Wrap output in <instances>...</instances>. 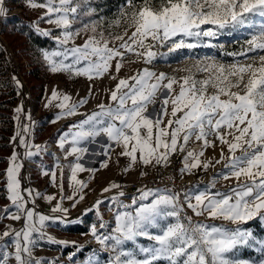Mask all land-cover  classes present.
Instances as JSON below:
<instances>
[{"label":"snow or ice","instance_id":"6c2138e0","mask_svg":"<svg viewBox=\"0 0 264 264\" xmlns=\"http://www.w3.org/2000/svg\"><path fill=\"white\" fill-rule=\"evenodd\" d=\"M26 2L30 8L46 9L41 20L59 30L54 35L38 23L31 25L37 36L56 41L55 49L41 50L49 70L70 77L83 76L89 80L102 77L109 73L113 61L118 73L127 54H135L144 63L151 64L154 60L169 58L154 49L167 47L171 53L179 49L211 48L213 41L225 35L238 39L247 33L250 38H245L248 47L244 52L229 53L233 57L243 56V60L225 63L215 58L197 59L179 78L165 73L157 75L144 68L128 79H120L110 92L109 104L97 105V110L83 114V120L59 131L55 141L64 159L73 156L74 160L62 165L53 156L55 162L51 168L42 161L37 163L42 175H50L53 186L57 180L55 169H61V202L52 209L62 213L61 217L38 214L27 207L35 203L40 193L32 189H24L22 193L19 173L23 164L17 162L14 151L6 170L7 199L11 207L0 210L4 214L0 218L23 219L24 225L20 230H6L0 236V240L11 238L10 242L4 240L0 244V264H7L9 260L16 264H48L32 254L41 240L67 246L66 241L46 237L44 229L47 222L64 223L63 217L68 212L62 207L64 199H72L73 207L84 199L83 189L87 184L78 180L77 175L85 171L94 174L98 170L81 163L85 155L104 156L106 159L99 161V166L107 167V158L114 146H118L123 149L119 155L129 158L125 172L137 162L166 167L170 156L178 150L183 152L193 137L202 142L201 151L185 154L180 174H190L197 168L208 170L211 162L200 158L205 149L215 147L210 137L221 145L220 158L215 163L224 162V168L207 185L195 184L179 191L145 186L130 197V204L120 199L125 195L123 191L110 197L106 204L96 201L87 211L95 212L98 223L90 225L88 234L100 248L89 250L90 254L80 264H264V236L256 235L247 226L255 220L264 228V0H125L127 11H122L116 24L123 20L128 27L123 34L110 39L103 32L97 35L94 23L85 24L82 29L72 27L80 16L92 11L83 0ZM3 15V0H0V16ZM89 29L93 35L83 45H75L81 30ZM112 41H120L119 47H109ZM69 44L72 46L68 47ZM249 60L252 62L248 63ZM196 73L206 74L205 78L197 79ZM16 83L19 85L18 80ZM158 93H161L159 107L148 112L149 105L157 104ZM56 100H60L57 105L60 112L52 123L80 114L79 109L88 102L81 99L70 103L68 95L61 96L53 90L49 103ZM21 111L22 107L16 109L17 114ZM165 117H168L166 121ZM22 131L28 133L30 127L26 125ZM98 137L106 138L105 142L99 144V151H90L89 145L97 143ZM19 146L25 148L26 158L47 152L46 146L33 145L24 137L19 139ZM65 167L70 170L72 196L63 195ZM230 178L237 181L235 186L226 192L213 191L219 179ZM120 187L113 183L103 191ZM44 198L48 202L55 199ZM101 204L113 212L114 222L103 219L99 213ZM201 216L223 220L234 227L194 220ZM9 247H14L13 253L7 251ZM74 247L77 252L84 251L80 246ZM245 251L257 255L245 257ZM69 259L77 264L71 256Z\"/></svg>","mask_w":264,"mask_h":264},{"label":"rangeland","instance_id":"374dc122","mask_svg":"<svg viewBox=\"0 0 264 264\" xmlns=\"http://www.w3.org/2000/svg\"><path fill=\"white\" fill-rule=\"evenodd\" d=\"M87 1L88 0L83 1L85 6H88ZM3 8L5 11V15L0 16V48L2 49L4 56L10 63L9 65L10 69L14 73L13 75L18 78L19 84L24 87V91H22V93L17 92V100L14 103L13 107L15 130L11 138L12 152L7 158V166L9 167L10 158L15 151L18 156L17 162L22 163L24 169L22 178L19 176L22 193L24 189H32L34 193H40V196L36 198L35 203H29L27 204V207L34 209V211L38 214L46 215L49 217H61L63 215L62 213L52 211L56 204L61 202V192L59 189V185L61 182V169H55L57 180L56 186H53L51 183L50 175H42L41 167L37 162L42 161L43 165L51 168L55 162L53 159L54 155L50 152H46L44 154H41L40 156L26 158L24 155L25 148L19 146V139L21 137H24L29 143L33 145L46 146L47 149L49 148V146H51L52 153L55 152L58 154L60 163L62 164L64 157L61 156V153L63 152H60L58 144L55 141V137L57 136L58 132L64 130L65 127L68 126H65L66 122L71 121L70 125L74 124L84 117L83 114H90L94 110H97V105L101 103L105 105L109 104L110 92L111 90L115 89L120 79H128L144 68H148L149 70L157 73V75L160 73H165L169 76H176L177 78H179L186 74L184 70L191 68L196 63L197 59L206 60L207 58H215L217 61L225 63L232 62L234 59L243 60V56L233 57L232 55H229V53L233 52H229L225 47L229 43L241 41V43L244 44L246 50L248 45L245 38H250L248 37L247 33H245L244 36H240L238 39L234 38L231 35H225L220 36L217 40L213 41L214 46L211 48L198 47L192 50L179 49L171 53H169L167 47L154 49L162 54L167 55L169 58L160 61L154 60L151 64L144 63L143 59L138 58L135 54H127L123 60V66L118 73L115 71L116 61H113V66L110 69L109 73L92 80H89L83 76L70 77L66 73H52L49 70L52 75L51 80L44 87L42 99L38 100L35 97L34 92L29 89L30 85L27 83V77L24 76V73L28 75L31 70L28 60L25 58V56L20 54L17 49V44H20L22 39L18 37V34L14 30L10 35H6L4 32L5 22L9 19H13V17L17 18L23 16V12L13 3V0H3ZM23 10L25 12L26 19L30 22L31 25L38 23L40 28L51 30L54 35L58 34L59 30L56 29L54 25H50L41 20V17L45 16L46 9L30 8L27 5V2H25ZM122 11H127V9L122 8L119 11L118 15L110 20H104L103 18H100L99 21L94 19H85L80 26H75L73 24L72 27L74 29H82L83 25L88 24L89 26H91L94 23L97 29L96 34L98 35L100 32H103L104 37L106 39H110L111 37H114L116 35L123 34L124 30L128 27L127 23L123 20L119 25L116 24V21L121 18ZM130 34L131 32L129 31V35ZM92 35L93 33L90 29L87 31L81 30L80 35L75 38V45H83L88 37ZM49 39L54 42V47L49 50L51 51L56 48V41L53 38ZM125 39H127V37H125ZM119 45L120 41H112L108 46L119 47ZM71 46V44L68 45V47ZM248 55L252 56L255 55V53H248ZM247 62L251 63L252 61L249 60ZM193 71H195V69H193ZM205 75L206 74L196 73V78L203 79L205 78ZM113 77H115V79H113ZM53 90L57 91L61 96L65 94L68 95L70 97V103H77L81 99H87L88 102L79 109L80 114H77L70 118L60 119L56 123H52L51 121L60 112V109L57 107V105L60 103V100L52 101L51 104L49 103ZM175 91H179L178 85L175 86ZM211 91L212 90L209 89V92ZM160 95L161 93H158L156 105L148 106V112H151L153 107H159ZM18 107H22V111L19 114H17L16 112V109ZM170 111L171 105H169V112ZM29 116L31 119H29ZM167 119L168 117H165V121ZM26 125L30 127V131L28 133L22 131V129ZM17 132L20 133L19 136H17ZM13 137L16 138L15 141H13ZM210 139L214 140L215 147H209L205 149L204 155L200 159L201 161L211 162V166L207 171H204L202 168H197L192 170L190 174L185 173V175H191L195 179L193 185H207L211 181L212 177L224 168V162H221L220 164L215 163L216 160L220 158L221 145L219 144L218 140H215L214 137H210ZM101 141L102 137H98L97 143L90 144V151L92 150V147H97V151H99V144ZM201 146L202 142L197 141L195 137H193L188 142L184 151L181 152L178 150L175 154L170 156L169 161L174 158H179L183 163L184 156L188 151L199 153L201 151ZM33 151H35V149H33ZM119 153L120 152L118 151L117 153L111 155L112 163L107 164V167H100L99 163L94 159H88L86 157L83 158V164L85 167H93L99 169L101 172L99 171L98 174L93 175V177L91 178L89 177V175H80V178L77 179L87 184V187L83 189L84 199L75 204V207H73L74 201L72 199H64L62 201V207L68 209L67 215L63 217L64 223L47 222V227L44 229L46 237H51L57 241H66L68 242V244L67 246H65L64 244L48 243L46 239L41 240L38 246L33 249L32 254L35 259L47 261L48 264H53V262H56V264H72V260L69 259L70 256L78 261L83 253H86L87 251L94 248V245H96L97 243L88 233L90 225L94 222L98 223V221L95 212L87 210L93 208L96 201L102 200L106 204L110 197L116 196L118 194L117 188L111 189L108 192H104L103 189H105L106 187H110V185L114 183L113 181L109 180L108 172H110L113 168L114 162H116L117 165L120 166L119 160L121 157ZM224 154L225 157H227L228 153L226 146H224ZM236 155H240V152H237ZM29 165H33L31 171V167L29 169ZM7 166L3 175V178L5 179ZM160 167L161 166H158L157 169ZM25 171H27V173ZM68 173H70V170L65 167L63 169L64 196L73 195V188L69 186L70 176H68ZM236 183L237 181L231 178L228 180L219 179L216 182L213 191L219 190L226 192L230 187L235 186ZM4 189L6 193V202H0V210L11 207V203L7 199L8 193L6 191V184L4 185ZM107 193H110L109 196L106 195ZM45 196H53L55 197V199H53L51 202H48L44 198ZM25 198L27 199L26 194ZM120 199L123 200L124 203H131L130 196L121 197ZM105 204L100 205L99 213L102 215L105 221L114 222L113 212L109 211L108 207H106ZM186 210L188 211L189 215L192 214L191 210ZM3 215V212L0 211V217H3ZM194 220L206 223L225 224L228 227H234V225L228 224L223 220H209L206 216L194 217ZM23 225V219L16 221L11 218H0V236H2V234L9 229L20 230ZM247 226L250 227L256 235L264 236V228H261L260 224L255 220L250 221ZM10 239V237H5L3 240H0V244H3L4 240H9L10 242ZM141 243L146 244L148 243V241L141 240ZM74 245L80 246L84 249V251L77 252ZM127 246L131 247V244ZM14 250V247H9L7 249L9 253H13ZM74 253L75 255H73ZM101 255L104 256L107 255V253H102ZM243 255L245 257L251 256L255 258L257 254L245 251ZM7 264H16V262L14 260H9Z\"/></svg>","mask_w":264,"mask_h":264},{"label":"trees","instance_id":"16d2710c","mask_svg":"<svg viewBox=\"0 0 264 264\" xmlns=\"http://www.w3.org/2000/svg\"><path fill=\"white\" fill-rule=\"evenodd\" d=\"M25 2L26 0H13V3L23 12V16L7 20L4 25V32L6 35H10L14 30L18 37L22 39L20 44H17V49L28 60L31 70L28 75L24 73V76L27 77V83L30 85L29 89L34 92L38 100H41L44 87L52 77L41 50L52 49L54 42L49 38L37 36L32 31L31 24L26 19L23 10ZM39 2H42V0H39ZM87 5L92 9L91 13L80 16L79 21L74 23L75 26H80L85 19L99 21L100 18H103L104 20H110L115 18L122 8L126 9L125 0H88ZM225 48L229 52L239 53L245 51V46L241 41L229 43ZM9 64L0 48V202L2 203L6 202L4 191L6 179L3 178V175L7 166V158L12 152L11 138L15 130L13 107L17 100V92L22 93L24 91V87L16 83L18 78L13 75L14 73ZM13 77L16 79L14 80ZM70 122H66L65 126L70 125ZM23 171L22 167L20 173Z\"/></svg>","mask_w":264,"mask_h":264},{"label":"built area","instance_id":"2783aa9c","mask_svg":"<svg viewBox=\"0 0 264 264\" xmlns=\"http://www.w3.org/2000/svg\"><path fill=\"white\" fill-rule=\"evenodd\" d=\"M32 166L29 165V169L31 167L30 171L32 170ZM182 167L183 163L181 159L174 158L168 162L166 167L161 166L154 172L140 175L133 181L126 182L122 179H115V183L121 186L120 188H117V192L123 191L125 193L124 197H132L133 195L137 194L138 188H143L145 186H147V188L153 189H163L165 187H170L174 188L176 191L190 187L195 182V179L191 175H181L179 170ZM99 248L100 246L96 244L92 249L98 250ZM89 254V251L83 253L81 258L78 259L77 264H80V261H82L83 258Z\"/></svg>","mask_w":264,"mask_h":264},{"label":"crops","instance_id":"0c3cea01","mask_svg":"<svg viewBox=\"0 0 264 264\" xmlns=\"http://www.w3.org/2000/svg\"><path fill=\"white\" fill-rule=\"evenodd\" d=\"M84 117L80 120H83ZM79 120V121H80ZM78 121V120H77ZM106 138L102 137V141L100 143H103L105 142ZM93 146V145H92ZM67 147V146H66ZM92 149H96L97 150V147H92ZM100 150V148H99ZM121 152L123 149L121 147H118V146H114V150L111 151L110 153V157L107 158V164H111L112 163V159H111V155L117 153L118 151ZM61 152V150H60ZM61 156L64 157V154L61 153ZM84 157L86 158H90V159H94L96 160V162L99 163V161L101 160H105L106 158L102 155H99V156H92V157H89L87 155H85ZM120 160H119V163H120V166L117 165L116 162H114V166L113 168L111 169L110 172H108L109 174V180L113 181L115 183V179H122V180H125V181H133L135 178L139 177L140 175L143 174H149V173H152L154 172L155 170H157V167H153L152 165H142L141 163L137 162L135 163L130 170H128L127 172H125V168L128 166L129 164V158L126 157V156H121L120 155ZM74 160V157L73 156H69L67 160L63 159V162H62V165H67L69 161H72ZM81 163H83V160L81 161ZM8 168V166H7ZM88 168V167H86ZM93 168V167H91ZM99 169L93 174V173H90L88 171H85V172H81V173H78L77 175V178H80V175H89V177H93V175H96L99 173ZM27 173V171H25ZM101 172V171H100ZM23 172L19 173V176L22 178L23 176ZM68 176H70V173H68ZM108 176V175H107ZM86 180V178H85ZM106 185V184H104Z\"/></svg>","mask_w":264,"mask_h":264},{"label":"bare ground","instance_id":"6f19581e","mask_svg":"<svg viewBox=\"0 0 264 264\" xmlns=\"http://www.w3.org/2000/svg\"><path fill=\"white\" fill-rule=\"evenodd\" d=\"M47 152H50L51 154H53L55 157H58L59 158V156H58V154L57 153H52V148H51V146H49V148L47 149ZM109 194L110 193H107L106 195H108L109 196Z\"/></svg>","mask_w":264,"mask_h":264}]
</instances>
